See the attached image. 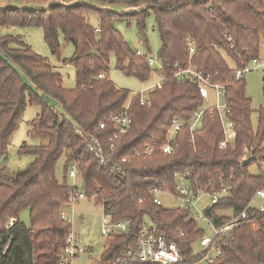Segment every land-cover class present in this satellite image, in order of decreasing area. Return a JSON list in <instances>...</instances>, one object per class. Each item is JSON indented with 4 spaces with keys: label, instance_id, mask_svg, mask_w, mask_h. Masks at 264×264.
<instances>
[{
    "label": "trees",
    "instance_id": "trees-1",
    "mask_svg": "<svg viewBox=\"0 0 264 264\" xmlns=\"http://www.w3.org/2000/svg\"><path fill=\"white\" fill-rule=\"evenodd\" d=\"M24 2L46 6L18 5ZM151 13L162 40V69L158 72L163 80L160 88L149 93L146 104H141L142 95L118 88L111 80L110 60L114 53L117 67L127 76L145 82L151 79L154 71L147 59L137 54L115 26L118 20H135L144 35ZM92 15L99 21L97 27L89 21ZM26 26L43 28L52 53L75 67V88H65L62 74L21 36L2 33ZM62 34L75 48L69 58H62ZM187 38L195 43L192 56ZM262 39L264 0H0V264H58L72 231V223L63 217L71 187L56 174L62 158L67 176L71 163L81 161L82 187L87 193L106 199L107 207L116 211V219L132 221L128 232L108 238L103 264L136 249L146 221L154 225L155 233L175 242L185 263L192 264L196 259L192 244L205 230L191 218L190 209L156 204L151 190L158 187L179 195L176 173L189 176L196 196L200 191L214 194L226 188L228 193L205 209L216 224H223L264 189V172H250L254 163L264 160V105L254 127L244 75L236 76V70L262 55ZM143 40L147 45V39ZM189 63L213 82L228 86L237 138L227 148H220L224 139L221 123L217 115L207 113L202 129L191 134L187 127L180 134L174 155H136L147 143H164L175 117L190 120L204 105L198 85L186 76H176ZM131 98L133 123L117 139L115 151L117 161L125 156L131 163L122 171L106 169L79 132L96 133L105 123L103 138L108 142L116 130L110 115L123 111ZM28 103L40 108L29 134L47 139V143L24 144L21 153L32 154L35 160L24 170L10 172L8 148ZM244 155L249 159L246 164L242 163ZM24 209L30 211V226L20 220ZM254 212L256 227L246 222L224 235L222 254L210 264H264V212ZM12 218L16 221L7 228Z\"/></svg>",
    "mask_w": 264,
    "mask_h": 264
},
{
    "label": "built area",
    "instance_id": "built-area-1",
    "mask_svg": "<svg viewBox=\"0 0 264 264\" xmlns=\"http://www.w3.org/2000/svg\"><path fill=\"white\" fill-rule=\"evenodd\" d=\"M232 40V37H228ZM189 53L192 56L196 50L195 43L191 38H187ZM137 54L145 57L149 66L153 71L162 69V62L159 63L153 56L137 49ZM264 68V57L260 56L253 59L249 65L245 68L236 70L237 78L242 77L245 73L255 69ZM176 76H186L193 80L198 85V90L201 97L204 100V105L199 109L190 120H183L175 117L172 120V124L168 129L166 140L164 143L154 140L147 143L143 148L135 151L136 155H152L155 152H162L168 155H174L179 147L180 134L188 127L190 133L202 129L205 126V114L217 115L221 123L224 139L220 142L219 147L222 149L227 148L237 138V130L234 120L232 119V109L229 104L227 89L228 86L213 82L210 77L205 76L195 66L189 63L188 67L180 68ZM162 81H158L151 85L149 89L141 92H136L142 95L141 104H146L147 97L151 91L156 88H160ZM135 94V93H134ZM213 96L216 98L215 104H208L209 99ZM132 98L126 104L123 111L115 114H111L110 118L115 125V132L113 136L107 138L105 141L103 135L107 133V126L105 123H101L96 129V133L93 132H79V135L87 143L89 150L94 154L100 164L106 169H117L122 171L127 164L131 163L128 157H121L119 161L115 159L117 149V139L126 135L131 129L133 120L130 115V105ZM247 156H244V160ZM81 161H74L71 163L68 169V176L74 180L71 189L68 193L69 206L80 201L81 199H92L95 202L99 201V204L103 207L102 215V233L107 237L121 235L128 232L131 227L132 221L130 219H116L114 209L107 207L106 199H100L97 193L89 195L87 191L77 185V177L81 176ZM178 184L177 189L179 195L173 194L167 190L155 187L151 190V194L154 201L158 205H162L161 197L163 194L174 196L180 200V209H190L191 218L200 223V221L207 222L211 229V235L205 234L200 238L201 250L195 252L193 250L196 259L192 264H210L214 262L222 254L221 239L224 235L230 231L239 227L241 224L252 223L253 227H256V221L253 219L256 217L254 211L264 212V189L259 190L255 197L250 201L248 206L239 214L230 215L229 220L223 224H216L214 220L206 214L205 211L200 214L194 213L193 208L197 207L200 195L206 192H199V195H194L190 179L188 175L175 174ZM228 190L224 188L219 193L210 194L211 204L218 202L219 198L227 194ZM208 194V193H206ZM259 199L260 203L255 204V201ZM209 205V206H210ZM208 206V207H209ZM63 217L70 221L64 212ZM15 218H12L7 228H11L15 223ZM71 222V221H70ZM247 222V223H246ZM72 223V222H71ZM184 235V232H181ZM88 250L85 240L73 230L67 235L66 246L60 256L58 264H77V260L83 253ZM99 264H103L101 261ZM110 264H186L183 258V254L178 245L173 241H168L164 234L155 233L154 225L150 221H146L141 226L139 238L137 240V247L134 250L128 252L124 257L117 259Z\"/></svg>",
    "mask_w": 264,
    "mask_h": 264
},
{
    "label": "rangeland",
    "instance_id": "rangeland-1",
    "mask_svg": "<svg viewBox=\"0 0 264 264\" xmlns=\"http://www.w3.org/2000/svg\"><path fill=\"white\" fill-rule=\"evenodd\" d=\"M20 6L27 7H44L46 4L24 2L18 3ZM129 10V9H128ZM90 23L97 27L99 25L98 19L92 15L89 17ZM116 28L121 32L123 37L135 50L139 49L153 56L159 63L162 62L159 57V53L162 46V40L159 31L156 28V19L154 13H151L146 21V28L144 35H141L137 22H125L118 20L115 23ZM2 33H11L15 36H21L28 44H30L39 54L48 58L54 69L61 73L63 76V84L67 89H73L76 87V70L75 67L69 64L63 63L56 55H54L49 48L45 36L44 30L41 27L26 26V27H14L12 30L4 29ZM143 37L147 39V45H145ZM62 45V58H69L73 55L75 48L72 43H68L64 40L63 34L60 37ZM261 56L264 57V39L261 41ZM224 57L231 64L235 66L231 58L223 52ZM111 80L118 88L128 89L132 93L141 92L147 90L151 85L158 81L163 80V76L160 72L154 71L149 81H141L134 76H127L122 70L117 67V58L114 53L111 54L110 60V73ZM245 78V91L247 97L251 101V107L253 109L251 120L254 127L258 125L259 110L264 105V68H255L244 75ZM49 102L61 110V105L54 99L48 97ZM216 98L211 96L208 104H215ZM40 108L28 103L27 108L22 116V120L19 128L15 132L11 144L8 148L7 163L6 166L10 172H17L29 167L35 160V156L29 153H21V147L24 144L29 146H37L46 144L47 139L35 138L30 136L32 130L31 122L38 117ZM245 153H247L245 151ZM247 155V154H246ZM244 155V156H246ZM65 158H62L57 165V178L61 183L72 185L74 180L65 174ZM252 174H259L264 172V160L258 163H254L250 167ZM77 185L82 186V177H77ZM162 206L164 208L174 209L180 205V200L174 196L163 194L161 197ZM260 200L257 199L255 204H259ZM211 204L210 194L202 193L200 195L197 207L193 208V212L200 214ZM67 217L72 222V230L80 235L87 244L88 250L78 258L77 264H99L105 248L109 245L108 238L102 233V215L103 207L92 199H81L80 201L68 206L65 209ZM219 213L231 214V212L221 211ZM20 220L26 225H31L30 211L24 209L20 214ZM199 226L205 230V234L211 235L212 229L210 225L205 221H200ZM193 250L197 253L201 250L200 240L192 244Z\"/></svg>",
    "mask_w": 264,
    "mask_h": 264
},
{
    "label": "water",
    "instance_id": "water-1",
    "mask_svg": "<svg viewBox=\"0 0 264 264\" xmlns=\"http://www.w3.org/2000/svg\"><path fill=\"white\" fill-rule=\"evenodd\" d=\"M248 162H249V159H245V160L242 161L243 164H246Z\"/></svg>",
    "mask_w": 264,
    "mask_h": 264
},
{
    "label": "crops",
    "instance_id": "crops-1",
    "mask_svg": "<svg viewBox=\"0 0 264 264\" xmlns=\"http://www.w3.org/2000/svg\"><path fill=\"white\" fill-rule=\"evenodd\" d=\"M13 29V28H12ZM12 29H10V30H12ZM229 212V211H228Z\"/></svg>",
    "mask_w": 264,
    "mask_h": 264
}]
</instances>
